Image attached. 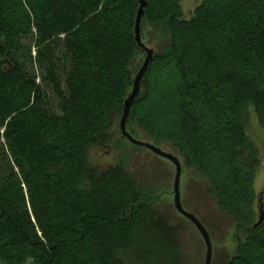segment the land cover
<instances>
[{"label": "trees", "instance_id": "trees-1", "mask_svg": "<svg viewBox=\"0 0 264 264\" xmlns=\"http://www.w3.org/2000/svg\"><path fill=\"white\" fill-rule=\"evenodd\" d=\"M146 2L143 42L148 23L164 26L170 42L161 50L149 42L155 56L127 130L173 146L211 180L241 237L225 264H264V223L254 228L259 160L243 116L250 103L264 115V0H201L191 20L182 0ZM139 7L0 0V264H126L118 253L131 245L138 208L162 194L128 170L127 153H152L124 139L118 123L136 75L130 66L143 52ZM123 145L117 167L90 174L93 146Z\"/></svg>", "mask_w": 264, "mask_h": 264}, {"label": "rangeland", "instance_id": "rangeland-1", "mask_svg": "<svg viewBox=\"0 0 264 264\" xmlns=\"http://www.w3.org/2000/svg\"><path fill=\"white\" fill-rule=\"evenodd\" d=\"M200 4L201 0H182L184 19L191 20ZM143 32L148 47H152L149 42H155L161 50L170 42V34L164 26L148 23L144 25ZM144 59L143 52L137 54L130 66L132 73L139 71ZM243 116L246 143L255 149L259 160L253 183L256 194L254 222H258L259 202L260 207L264 209V115L262 116L254 104L250 103L245 106ZM159 147L179 156L183 164L181 180L183 206L186 211L197 216L210 233L214 247L213 264H225L227 259L238 251L240 242L237 238H241L238 234V226L228 214L221 211L217 200L209 192L212 187L211 180L206 175L201 176L193 169L187 168L183 158L173 146L162 144ZM125 150L124 145L118 148L93 146L88 153L90 174H96L109 167H117L125 156ZM132 153L130 152L131 155L127 153L126 156L130 158V160L128 158L130 173L137 182L144 186L154 185L158 188V194H162L151 204L144 203L138 208L135 214L136 232L131 245L120 249L119 258L126 264H204L206 246L200 233L192 223L182 218L173 206L175 167L170 162L156 159L154 155L145 151L140 154L133 151ZM134 156L140 158L139 162ZM151 164L160 167L167 178L150 173L142 166ZM210 167L209 170L214 168ZM213 176L220 178L218 183L223 190L227 188L228 184L224 181L223 175L216 172ZM78 187L81 189L88 187V177Z\"/></svg>", "mask_w": 264, "mask_h": 264}, {"label": "water", "instance_id": "water-1", "mask_svg": "<svg viewBox=\"0 0 264 264\" xmlns=\"http://www.w3.org/2000/svg\"><path fill=\"white\" fill-rule=\"evenodd\" d=\"M139 2H140V7L135 22L134 33H135L136 44L145 53V59L139 71L136 73L134 77L132 90L124 101V108L119 122L121 136L133 146L138 148H143L151 152L154 156L170 162L175 167L173 192H172L174 209L179 215H181L183 218H185L190 223H192L195 226V228L198 230L206 246V256H205L204 264H213L214 247L210 233L208 232L203 222H201V220L197 216L185 210L182 203L181 180L183 174V164L181 160L179 159L178 156L174 155L173 153L164 151L162 148L154 145L151 142L136 139L127 130V124L131 114L132 107L136 102L137 98L139 97V95L141 94L143 81L155 56L154 48L148 47L143 42L142 39V20L145 14V9L147 8V2L146 0H139ZM263 223H264V209L261 206L259 211V220L254 225V228L261 226Z\"/></svg>", "mask_w": 264, "mask_h": 264}, {"label": "flooded vegetation", "instance_id": "flooded-vegetation-1", "mask_svg": "<svg viewBox=\"0 0 264 264\" xmlns=\"http://www.w3.org/2000/svg\"><path fill=\"white\" fill-rule=\"evenodd\" d=\"M259 208H260V202H259Z\"/></svg>", "mask_w": 264, "mask_h": 264}]
</instances>
